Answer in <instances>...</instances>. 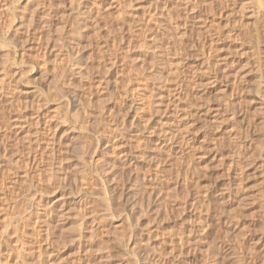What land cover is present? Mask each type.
I'll use <instances>...</instances> for the list:
<instances>
[{
  "label": "rangeland",
  "instance_id": "1",
  "mask_svg": "<svg viewBox=\"0 0 264 264\" xmlns=\"http://www.w3.org/2000/svg\"><path fill=\"white\" fill-rule=\"evenodd\" d=\"M263 259L264 0H0V264Z\"/></svg>",
  "mask_w": 264,
  "mask_h": 264
},
{
  "label": "bare ground",
  "instance_id": "2",
  "mask_svg": "<svg viewBox=\"0 0 264 264\" xmlns=\"http://www.w3.org/2000/svg\"><path fill=\"white\" fill-rule=\"evenodd\" d=\"M259 3H262V0H259ZM3 37H4V36H3ZM2 39H3V38H2ZM4 40H5V41H8V40L11 41L12 39L10 40V38H9V39L6 38V39H4ZM4 40H3V41H4ZM9 41H8V42H9ZM8 42H7V44H9ZM2 43H3V42H2ZM11 43H12V42H11ZM7 47H8V46H7ZM8 48H9V47H8ZM8 50H9V49H7V53H9ZM84 163H85V162H84ZM107 201H108V200H107ZM104 202H106V201H104ZM201 221H202V220H201ZM75 226H76V225H75ZM76 235H77V234H76ZM205 237H206V236H205ZM204 241H205V240H204ZM206 243H207V242H206ZM213 245H214V244H213ZM214 246H215V245H214ZM213 248H214V247H213ZM214 249H215V248H214ZM216 249H217V248H216ZM211 251H212V250H211ZM259 258H260V257H259ZM263 260H264V259H263Z\"/></svg>",
  "mask_w": 264,
  "mask_h": 264
}]
</instances>
